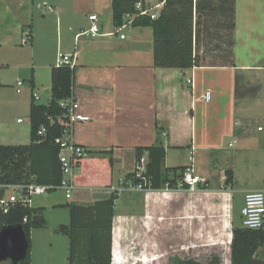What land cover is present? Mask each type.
<instances>
[{
    "label": "crops",
    "instance_id": "crops-1",
    "mask_svg": "<svg viewBox=\"0 0 264 264\" xmlns=\"http://www.w3.org/2000/svg\"><path fill=\"white\" fill-rule=\"evenodd\" d=\"M99 1L102 3L57 0L44 4L47 11L58 14V23L68 22L69 26L59 33L53 56L42 60V69L49 70L48 80L41 83L36 72L33 73L27 105L29 122L25 124L21 117L13 122L0 120V144L31 142L32 97L36 93L38 99L41 98L38 89L44 93L47 103L50 101L52 67L56 66L60 52L70 53L74 61L73 96L80 103V111L90 117L89 121L75 125L73 140L93 152L75 171L77 187L73 202L89 205L108 198L112 193L111 185L121 179L129 180L128 174L141 160L148 163L149 152L143 151L138 160L137 147L160 145L166 150V168L193 164L195 174L204 178L205 186L209 187V192L202 190L180 200L183 210L199 202L207 207L204 195L211 194L215 200L208 205L215 210H225L216 228L230 230L228 240L232 239L236 195L242 194L245 198L250 191L264 189V0H194L196 51L202 61L191 68L156 67L153 28L132 25L128 32L113 34L115 24L113 30L107 28V18L102 21L95 10L105 3L113 18L112 0ZM85 7L92 11L80 17ZM91 14L98 15L103 35L92 37L85 33L91 25ZM33 16V0H0V31L11 33L5 36L11 41L6 42L24 46L27 43H22L23 37L31 33L34 48ZM227 28L233 40V45L230 43L228 47L232 51L230 60L205 63L204 60L210 58L224 57L218 50L226 42L222 36ZM68 31L73 32L68 34ZM122 33L125 38H121ZM42 35L45 37L42 42L48 44V30ZM207 91L211 92L209 101L203 97ZM26 98L23 96L24 100ZM142 118L151 119L147 123ZM260 126L263 129H259ZM136 134L137 138L132 139ZM109 150L111 152L95 153ZM177 151L188 153L182 163L177 161ZM228 169L234 172V186L211 191L213 184L223 186ZM142 192L138 194L144 196L145 203L143 211L136 216L145 223L153 218L154 210L167 208L184 194L181 188ZM125 194L122 206L126 200L135 198L131 193ZM120 200L121 196L115 210ZM117 215L114 217L115 260L121 258L118 253L122 239V220L117 222ZM202 229L203 226L195 234L202 237ZM191 233L188 230L185 234ZM177 234L183 233L173 232L172 236ZM188 244L185 248L197 246L194 239Z\"/></svg>",
    "mask_w": 264,
    "mask_h": 264
},
{
    "label": "trees",
    "instance_id": "trees-1",
    "mask_svg": "<svg viewBox=\"0 0 264 264\" xmlns=\"http://www.w3.org/2000/svg\"><path fill=\"white\" fill-rule=\"evenodd\" d=\"M139 1L143 0H112L115 26L122 22L124 15L137 12L136 4ZM161 1L165 3L159 17L151 19L149 16L136 15L132 21L133 26L149 25L153 28L155 66L164 68L199 66L202 58L196 51L198 32L194 26V0ZM29 36L32 38L31 33ZM230 43L233 45L232 37ZM226 53L223 52L222 55L229 61L232 51ZM51 78L50 101L47 104H40L32 97L29 113L31 142L0 144V184L26 183L32 178L41 184L58 185L61 182L60 148L56 139L62 136L66 120L63 118L65 108L60 102L73 94L74 69L65 65L53 66ZM42 128L45 131L40 133ZM145 150L149 152L147 173L152 176V189H164L167 183L171 189L179 188L187 166L166 168L164 166L166 150L160 145L137 147L138 160ZM108 152L111 150L95 153ZM225 175L223 188L230 189L235 182L234 172L228 169ZM127 177L138 181L135 172L129 173ZM119 197L117 192H112L108 198L89 205L75 202L66 204L70 211V223L60 225L59 231L67 234L70 239L68 264H114V217ZM40 213V207L22 205L12 207L7 213L0 211V233L6 226H20L27 236L25 255L18 264H32L31 230L46 224L43 207L42 214ZM26 217L28 220L24 222ZM230 247L231 264H264V229H251L234 224Z\"/></svg>",
    "mask_w": 264,
    "mask_h": 264
},
{
    "label": "rangeland",
    "instance_id": "rangeland-1",
    "mask_svg": "<svg viewBox=\"0 0 264 264\" xmlns=\"http://www.w3.org/2000/svg\"><path fill=\"white\" fill-rule=\"evenodd\" d=\"M51 1L57 0H33L34 48H32L33 42L31 39L24 46L6 42L11 41V38H5L11 33L0 31V43H2L0 44V120L4 119V121L13 122L16 118L21 117L26 124L28 121V99L32 93L31 81L33 73L36 72L41 83L46 82L50 77L49 70L42 69V60H48L53 56L56 52V42L59 33L61 34V31H65L66 27L68 28L69 26L68 22H57V13L47 11L44 4H50ZM96 3L101 4L102 2L96 0ZM100 8L95 9L98 11L100 19L104 21L107 18V28L113 30L115 27L110 8L105 3ZM91 11L90 7H85L80 13V17ZM43 13L46 14L45 17ZM59 15L61 18L62 14L60 13ZM63 18L65 17L63 16ZM66 20L62 19V21ZM44 30H48L46 37L48 44L42 42V38H45L42 35ZM123 31L128 32V29ZM230 31L227 28L225 36L218 33L226 41L223 48L218 50V53L229 51L228 47L231 42ZM72 32L68 31V34ZM12 35H14L13 32ZM52 46L53 49L51 50ZM50 53L52 55L49 57ZM211 56L215 55L212 54ZM218 59L210 58L204 60V62L217 63L226 61L224 57ZM34 65H36L35 68ZM17 80L22 81L21 86L17 85ZM18 87L22 93L17 91ZM41 92L37 89V93L41 98L34 97L35 101L47 103L44 93L41 94ZM23 96L27 97L26 100L23 99ZM150 119L142 118L141 120L149 123ZM131 138L136 139L137 134L131 136ZM176 156L177 161L182 163L185 157H188V153L187 151H177ZM180 188L184 190V194L179 201H175L173 204L170 203L167 208L154 210L153 218L147 220L149 223H145L143 218L136 216L143 211L145 203L144 196L138 193L144 192L125 191L120 193L121 200L116 209V215L122 213L121 216L117 215L118 220H122L120 223L121 252L118 253L121 258L115 260L114 264H228V262H231V247L227 245V243L230 244V239L228 240L230 230L218 231L216 228V224H219L225 214L224 208L220 211L210 207L208 205L209 202L215 199L211 194H203L207 207L197 201L199 203H196L194 207L183 210L180 200L186 199L184 197L189 194L202 190L209 192V187L200 186L195 192L187 190L186 186ZM219 189L224 190L223 186L219 187L217 184H213L211 187V191L214 192ZM125 193H131V197L135 198L126 200V204L122 206L121 203L126 196ZM73 199L74 197L71 199L66 198L63 189L52 190L49 193L32 197V206L40 207V214H42L43 207V216L46 220L44 226L31 230L32 264H68L70 239L67 234L59 231V226L70 223V211L66 204L73 202ZM243 203L244 195L237 194L233 204L234 224L238 226H242L241 209ZM134 204L138 205L134 206ZM201 226H203L202 231L204 232L202 237L195 234ZM4 228L7 229L8 226ZM188 230L192 231L191 235L185 234ZM173 232H181L183 234L172 236ZM14 235H17V233L8 234L5 231L0 233V264H18L19 260L14 249L18 246V253H20L28 245L25 233H21L13 239ZM191 239H194V243L197 246L192 249H182L183 245H189L188 243Z\"/></svg>",
    "mask_w": 264,
    "mask_h": 264
},
{
    "label": "built area",
    "instance_id": "built-area-1",
    "mask_svg": "<svg viewBox=\"0 0 264 264\" xmlns=\"http://www.w3.org/2000/svg\"><path fill=\"white\" fill-rule=\"evenodd\" d=\"M165 1L158 0L152 3L150 0L139 1L136 4L135 14H126L123 17L122 22L116 26L114 33H120L124 29H130L132 27V21L136 15L149 16L151 19H156L158 13L163 7ZM51 9V7H50ZM91 25L85 32L92 37L103 35L102 28L99 25V17L97 14H91L89 16ZM121 38H125V34H120ZM31 37L29 33L25 35L22 40L23 44L28 43ZM57 66H69L74 67V61L70 53L60 52L57 57ZM18 86L22 85V81L18 80ZM20 91V89H18ZM35 98L38 95L34 94ZM207 101L210 100L211 92L207 91L203 96ZM60 104L65 108V124L64 131L61 137L56 139V143L59 145V160L61 163L62 179L58 185L41 184L32 178L29 182L18 184H0V211L7 213L12 207L16 205H22L25 207H32V197L34 195H41L51 192L56 189H63L65 191L66 198H73L74 191L76 189L75 171L82 163L83 159L88 157L89 151L82 145H79L73 140V132L75 125L81 122L90 120L88 115L83 114L80 111V103L74 99V96H70L67 99L61 100ZM21 120V119H20ZM259 129H263L261 126ZM45 131L44 128L40 130V133ZM135 177L138 181L133 179L124 180L121 179L118 184L111 185V192H117L119 195L125 191H151L152 176L147 173V162L141 160L137 163L135 170ZM200 184L205 186L206 180L199 175L195 174L194 166L189 165L185 169L182 180L179 184L180 187H187V190L195 192L199 189ZM171 189L169 183L166 184L164 190ZM242 226L251 229H264V189L250 191L245 195L244 203L241 209ZM28 218H24V222H27ZM232 239H230L231 243ZM186 246L183 245L182 249ZM231 262H228V264Z\"/></svg>",
    "mask_w": 264,
    "mask_h": 264
},
{
    "label": "water",
    "instance_id": "water-1",
    "mask_svg": "<svg viewBox=\"0 0 264 264\" xmlns=\"http://www.w3.org/2000/svg\"><path fill=\"white\" fill-rule=\"evenodd\" d=\"M12 227V228H11ZM14 227V228H13ZM18 228V229H17ZM7 230V231H6ZM3 231H5V232H8V234H14V233H17V235H14L13 236V239H15V237H17V236H19L21 233H23L24 234V231H23V229L20 227V226H17V227H15V226H8V228L6 229V228H4L1 232H3ZM12 236V235H11ZM16 245H17V242H16ZM25 247V246H24ZM25 250H26V248H24V250H21V252L20 253H18V246L16 247V249H14V251L16 252V254H17V257H18V260H19V262H20V260L24 257V255H25Z\"/></svg>",
    "mask_w": 264,
    "mask_h": 264
}]
</instances>
